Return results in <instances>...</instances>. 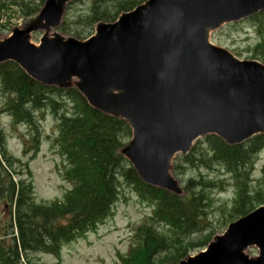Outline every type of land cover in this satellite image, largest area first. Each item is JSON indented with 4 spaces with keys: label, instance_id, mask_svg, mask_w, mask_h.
I'll use <instances>...</instances> for the list:
<instances>
[{
    "label": "water",
    "instance_id": "1",
    "mask_svg": "<svg viewBox=\"0 0 264 264\" xmlns=\"http://www.w3.org/2000/svg\"><path fill=\"white\" fill-rule=\"evenodd\" d=\"M64 3L48 0L35 20L0 36V62H17L44 84L75 85L91 106L124 118L132 138L121 154L145 182L181 194L171 174L176 153L209 133L229 144L264 133V65L208 40L223 21L264 9V0H147L98 23L87 40L50 36ZM38 28L47 31L40 46L31 42ZM251 246L259 256L247 254ZM180 264H264V206Z\"/></svg>",
    "mask_w": 264,
    "mask_h": 264
},
{
    "label": "trees",
    "instance_id": "2",
    "mask_svg": "<svg viewBox=\"0 0 264 264\" xmlns=\"http://www.w3.org/2000/svg\"><path fill=\"white\" fill-rule=\"evenodd\" d=\"M83 1L89 5L75 18L82 29L70 31L63 26V32L83 36L85 28H92L99 21H113L122 11L131 10L145 0ZM21 4L28 16L38 10V6ZM0 91L7 93L3 107L16 123L36 127V113L51 111L54 114L59 130L54 142L67 162L65 177L73 184L63 202H36L32 198L31 178L25 176L22 161L8 149L6 133L0 128V203L8 202L11 211L15 203L13 220H9L7 226L11 234L16 226L19 239L18 248L13 237L14 249L10 251L3 245L6 238L0 241V264H20V249L58 253L62 244L94 228L112 214L124 183L154 209L153 215L137 229L129 252L120 256L122 264H175L186 254L188 248L183 249L181 234L205 228L206 209L213 204L208 188L213 183L191 179L186 186L189 194L179 197L142 182L119 153L131 137L126 121L92 108L76 88L45 86L30 78L16 63L6 62L0 64ZM67 100L71 106H67ZM33 141L37 149L39 141L36 137ZM207 143L211 160L225 165L238 179L248 175L253 156L264 145V135L239 146H228L213 135L208 137ZM186 160L191 163V157ZM13 174H21L17 182ZM261 183L253 192L244 181L238 184V196L230 212L232 217L244 215L264 202V178ZM199 184L204 185L202 189H198ZM2 228L0 219V233ZM211 236H205L204 243ZM188 244L194 246L192 241Z\"/></svg>",
    "mask_w": 264,
    "mask_h": 264
},
{
    "label": "rangeland",
    "instance_id": "3",
    "mask_svg": "<svg viewBox=\"0 0 264 264\" xmlns=\"http://www.w3.org/2000/svg\"><path fill=\"white\" fill-rule=\"evenodd\" d=\"M22 1L23 0H0V34L2 37L8 36L14 28L23 25L29 20L28 15L21 9ZM72 1L76 0H71L70 2ZM24 2L33 3L29 6H34L39 4L41 0H24ZM84 7L85 6L76 3L72 5V8L68 10L69 18L67 19L65 28L70 31H80L82 29L77 25L75 16L83 10ZM58 30L62 32L60 29ZM91 30L88 35L94 33V30ZM42 34L43 31L34 34L33 40L37 42ZM212 39L219 44L229 47L235 54H237L236 51H238L242 58H248L255 52L254 46L258 41V33L255 23L247 19L236 24L225 25L213 33ZM6 100L7 93L3 94L1 92L0 109L3 108ZM67 106H71L68 100ZM36 116L40 120L39 129L41 132V144L35 158H31V152L27 154L24 153L25 143L29 145L26 139L33 133V130L29 126H14L13 119L7 116L4 111L0 112V126L8 136L7 145L10 152L22 158L23 164H28L29 166L34 185L32 198L39 203L62 200L65 192L71 188L72 185L63 179L61 157L57 153V150L52 147V143L48 137L56 134L57 120L51 111H43L37 113ZM206 149L207 145L203 141L202 151L205 156H210L206 155ZM196 155L198 159L201 157L200 153ZM198 159L194 163L189 164H185L182 160H179L178 162L185 166V169H181V167L177 172L179 174H175L174 171L173 175L182 181V185L187 183L189 177L199 176L200 174L215 181L223 177L221 176L222 173H225V176L230 178V183L227 184L223 190L208 188L213 198V204L209 210L210 221L206 223L205 227L209 230H214L215 235L222 234L230 223L228 213L231 208L228 206V203L232 200V195L234 193V187H231L234 184V180L231 179V176L226 173L223 168L217 166V164L212 162L208 165L200 162ZM263 162L264 152H262L260 161L257 164V169L252 177L253 180L259 176ZM25 165V176L30 177L29 171H27L28 169H26ZM183 172L185 173L181 174ZM19 178L16 179L19 180ZM3 204L4 202L0 203V215L2 217L6 211ZM150 208L149 204L138 199L137 194L126 186L123 188L121 197L114 208L113 216L99 224L95 230L89 231L86 235L67 244L62 250L60 264H117L119 262L118 253L126 252L130 241L129 235L134 232L136 227L142 224L145 217L150 213ZM6 213V217H9V212L6 211ZM160 228L162 227L160 226ZM202 236L201 233L194 234L195 239ZM11 238L12 237H9L8 239L10 240ZM8 244H12L11 240ZM201 250L202 248H195L188 254L194 255ZM23 257L24 256H21V259ZM28 258L31 260V264L57 263L56 259L52 256L34 254V252H32ZM24 259L25 264H28L27 259ZM20 263L24 264L23 261Z\"/></svg>",
    "mask_w": 264,
    "mask_h": 264
}]
</instances>
